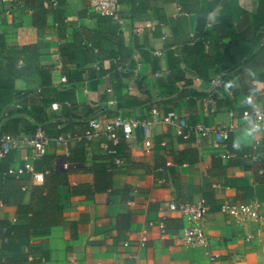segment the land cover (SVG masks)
I'll list each match as a JSON object with an SVG mask.
<instances>
[{
  "label": "crops",
  "instance_id": "obj_1",
  "mask_svg": "<svg viewBox=\"0 0 264 264\" xmlns=\"http://www.w3.org/2000/svg\"><path fill=\"white\" fill-rule=\"evenodd\" d=\"M25 1L0 0V136L40 130L48 144L39 159L26 141L10 153L9 168L29 163L43 181L0 173V222L19 224L18 204L52 205L32 200L34 188L60 212L13 253L0 225V264H264V221L219 211L254 202L264 216V130L244 116L264 109V0H119L114 18L88 0H43L41 35ZM152 109L210 132L197 140L159 121L129 142L121 130L87 134L91 121L148 120ZM169 203L209 208L205 247L182 245L185 220Z\"/></svg>",
  "mask_w": 264,
  "mask_h": 264
},
{
  "label": "built area",
  "instance_id": "obj_2",
  "mask_svg": "<svg viewBox=\"0 0 264 264\" xmlns=\"http://www.w3.org/2000/svg\"><path fill=\"white\" fill-rule=\"evenodd\" d=\"M6 1V0H2ZM119 0H88L89 8L101 15L116 17L117 8H118ZM17 9L18 6H15ZM9 14L10 12L7 10L5 12ZM62 81H65V78H62ZM209 102L211 104L215 103V99L213 94L209 95ZM150 119L148 120H137L133 118H115L112 122L107 123L101 126L98 122H89L90 134L87 133L90 137L97 136L102 133L106 136L115 139V132L117 130H121L123 139L126 142H129L133 129L137 126H140L144 130V134L147 137V132L149 127L156 122H163L166 124H177L180 128H184L187 130L186 137L189 135H193L197 138V140L205 137L209 129H204L199 126L189 125L185 120L179 118V116L173 112L168 113L166 116L159 118V112L157 109H152L150 113ZM244 116L247 117L250 126L254 130H264V109L253 116H249L247 112H244ZM215 134V142L216 144L223 143L227 138V132L221 128H217L214 131ZM27 142L30 144L33 150V157L36 159L42 158L46 154V147L48 144V139H46L43 133L38 130L33 136H25L23 133H20L17 136H12L10 134H3L0 136V157H3L5 154L17 148L22 142ZM62 138H58L56 140V144L63 143ZM145 151L148 152L150 148L149 140L145 141ZM116 164H120L119 160H115ZM26 171L31 172V165L29 163H25L23 167L14 169L9 168L7 174L13 175L16 179H18L23 173ZM31 176L34 181L42 182L43 174L31 172ZM24 190V187L21 188ZM168 210L178 212L185 220V225L181 229L179 236L182 242V245L187 248H195V247H205L208 243V238L205 233L204 225L206 222V216L209 211L207 206H204L201 203H169ZM219 211L222 214L227 216L239 219V220H248L255 219L258 221H264V216L260 211V206L254 202L248 203H230L223 202ZM159 228L163 229V223H159ZM144 246L143 240L140 244ZM124 246L127 247L128 244L124 243Z\"/></svg>",
  "mask_w": 264,
  "mask_h": 264
},
{
  "label": "trees",
  "instance_id": "obj_3",
  "mask_svg": "<svg viewBox=\"0 0 264 264\" xmlns=\"http://www.w3.org/2000/svg\"><path fill=\"white\" fill-rule=\"evenodd\" d=\"M48 5L50 6V0H46ZM62 2L58 0V4ZM25 5L33 10V26L38 31V34L41 35L42 31L45 28V17L48 13V7L44 6L43 0H41L38 4H35L34 1H25ZM28 49V48H26ZM62 52V49H60ZM22 133V132H21ZM34 133V132H33ZM27 135L23 133L25 136H33L34 134ZM8 134V133H7ZM20 133H11L12 136H17ZM16 149V148H14ZM13 149V150H14ZM11 150L3 157H1L0 161V173L7 174L9 169L10 161V153L13 151ZM108 167L103 165H98L93 168L94 177L99 183L104 182L105 186H108ZM21 190V189H20ZM42 188H34L32 192V200L35 199L37 202L41 203L42 206H46L45 199H49L52 205H49L48 208H45L39 212H30L29 207L22 206L18 204L16 208V213L20 219L19 224H15L9 226L4 222H0V225L4 227L5 234L4 237L6 238V242L3 244V251L4 252H16L19 250L20 240L29 236H36V235H43L49 232L51 227L50 222H53L55 216L59 214L60 209L51 202V198H45L42 196ZM31 213V214H29Z\"/></svg>",
  "mask_w": 264,
  "mask_h": 264
}]
</instances>
